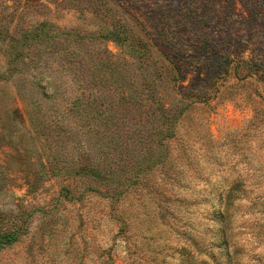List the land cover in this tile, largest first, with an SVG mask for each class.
<instances>
[{
	"label": "rangeland",
	"instance_id": "374dc122",
	"mask_svg": "<svg viewBox=\"0 0 264 264\" xmlns=\"http://www.w3.org/2000/svg\"><path fill=\"white\" fill-rule=\"evenodd\" d=\"M7 228L0 264H264V0H0Z\"/></svg>",
	"mask_w": 264,
	"mask_h": 264
},
{
	"label": "trees",
	"instance_id": "16d2710c",
	"mask_svg": "<svg viewBox=\"0 0 264 264\" xmlns=\"http://www.w3.org/2000/svg\"><path fill=\"white\" fill-rule=\"evenodd\" d=\"M75 107H77V106H75ZM75 107H73V110ZM75 110H76V112H78L77 115H80V112L77 111V109H75ZM85 118L86 117L81 116V119H84V121H86ZM86 126L89 129L95 128L94 126L90 125L89 123ZM85 170L87 173H90V175L93 174L96 177L101 176L102 179L103 178H106V179L109 178L104 173H101L100 170L98 168H96L95 166L85 168ZM146 170L148 171L149 167L139 168L138 173L136 175L140 176ZM235 180H237V179H235ZM235 180H233L234 183H232L231 186H228V188L224 190V192H226L227 205H229L231 199H233L234 197L237 198V197L243 195V193H244L243 183L239 180L235 182ZM237 195H239V196H237ZM222 198H223V196H221V198L219 200L220 205H222V203L224 201V199H222ZM221 213L223 214L222 207L215 209V214H221ZM17 236H18V233L11 231V229H9V228L3 229V233L0 234V251L4 246L11 245L15 241H17V239H18Z\"/></svg>",
	"mask_w": 264,
	"mask_h": 264
}]
</instances>
